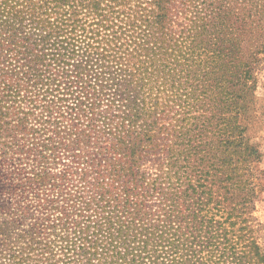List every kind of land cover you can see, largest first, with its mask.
<instances>
[{
    "label": "trees",
    "instance_id": "16d2710c",
    "mask_svg": "<svg viewBox=\"0 0 264 264\" xmlns=\"http://www.w3.org/2000/svg\"><path fill=\"white\" fill-rule=\"evenodd\" d=\"M263 60L264 0H0V264H264Z\"/></svg>",
    "mask_w": 264,
    "mask_h": 264
},
{
    "label": "rangeland",
    "instance_id": "374dc122",
    "mask_svg": "<svg viewBox=\"0 0 264 264\" xmlns=\"http://www.w3.org/2000/svg\"><path fill=\"white\" fill-rule=\"evenodd\" d=\"M254 76L249 82L253 105L249 107L251 118L247 123V135L258 144L262 158L257 167L264 172V60L259 66L255 67ZM262 179L264 181V177ZM255 206L256 209L253 215L264 223V190L260 193V199L255 201Z\"/></svg>",
    "mask_w": 264,
    "mask_h": 264
}]
</instances>
